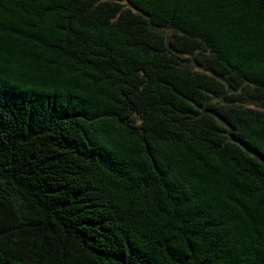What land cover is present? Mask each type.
<instances>
[{
    "label": "trees",
    "instance_id": "16d2710c",
    "mask_svg": "<svg viewBox=\"0 0 264 264\" xmlns=\"http://www.w3.org/2000/svg\"><path fill=\"white\" fill-rule=\"evenodd\" d=\"M0 264H264V0H0Z\"/></svg>",
    "mask_w": 264,
    "mask_h": 264
}]
</instances>
